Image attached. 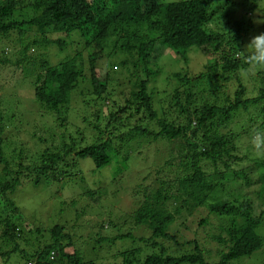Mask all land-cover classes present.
<instances>
[{
    "label": "trees",
    "instance_id": "1",
    "mask_svg": "<svg viewBox=\"0 0 264 264\" xmlns=\"http://www.w3.org/2000/svg\"><path fill=\"white\" fill-rule=\"evenodd\" d=\"M256 20L257 29L264 32V8L258 0H0V71L12 66L22 76L6 80L0 73V87L8 83L31 87L36 108L26 111L34 125L40 117L44 126H50L49 136L38 138L48 144L35 143L38 159L33 166H25L28 154L2 138L4 122L12 125L14 114L4 119L0 113V200L6 205H0L3 263L16 256L17 261L10 264H95L89 254L76 248L77 231L83 228L98 243L99 248L90 250L97 255L122 239L135 241L131 230L124 232L118 226L122 222L148 229L150 236L140 240L160 246L158 253L143 260L135 259L136 250L118 251L115 256H121L123 264H231L259 250L264 242L257 232L264 216V170L257 172L256 201L225 196L226 182H248L247 171L259 165L264 169V158L239 149L241 139L253 144L254 133L264 130V66L247 63L240 46ZM50 45L65 53L56 63L39 48ZM159 47L189 67L190 50L207 60L198 71L176 70L168 77L177 84L170 90L162 88L165 94L158 110L155 90L149 91L148 86L160 72L151 66ZM123 76L131 86L120 93L124 97L120 103L115 82ZM79 101L77 110L82 115L75 112L74 118L82 116L84 128L93 137L85 145L80 126L76 134L67 133L66 128L57 131L64 124L73 125L68 119L73 102ZM14 103L19 109L20 103ZM251 108L257 111L249 114L251 125L234 130L237 115ZM142 141L155 168L144 177L151 176L152 183L134 189L143 200L127 214L129 220L125 215L120 221L97 217L84 225L75 221L71 226L55 223L34 229L11 215L18 208L9 195L23 177L35 184L41 174L47 181L58 180L66 175L57 170L68 155L76 161L91 159L95 169L113 161H122L125 168L129 158L125 152ZM66 203L64 209L74 212L76 201ZM183 210L188 215L197 213L202 229L217 226L218 231L206 236L216 248L205 240L176 239L171 226L174 215ZM159 240L193 249L172 255ZM24 241L37 245L31 250L21 248Z\"/></svg>",
    "mask_w": 264,
    "mask_h": 264
},
{
    "label": "rangeland",
    "instance_id": "2",
    "mask_svg": "<svg viewBox=\"0 0 264 264\" xmlns=\"http://www.w3.org/2000/svg\"><path fill=\"white\" fill-rule=\"evenodd\" d=\"M258 4L260 5V8H264V0H258ZM258 23L259 20H256L253 26L248 29V32L244 34V37L240 42L243 51L251 38L261 32L257 29ZM50 36L51 38H54L55 34ZM39 48L41 52L45 53L46 57L50 59L51 63L58 62L60 56H64L65 54L63 51H59L57 46L50 45V47L41 46ZM248 51L251 50L249 49ZM192 52L193 50H190L188 53V63L190 62L189 67L185 65L184 62H181L179 58L174 57L170 53H165L164 48L159 47L154 51V58L151 66L153 69L160 68V72L154 80L150 81L148 89L149 91L155 90L153 97L158 110L160 109L159 107L162 106L159 104L160 99L165 94V91L162 88L167 86V90H170L171 85L174 86L177 84L176 81L170 83L168 77L170 78V75L176 70L180 71L184 69V72H187L188 69L198 71L200 70L198 67H202L204 61L207 60V57L201 55L199 51H196L193 54ZM0 73L1 78L3 77V79L6 80L14 79L20 74L18 71L14 70V67H7V65L5 68H1ZM100 76L103 77L102 74H100ZM19 77L21 78L22 76L20 75ZM115 85L116 92L119 94V102L123 103L124 97L120 98V93L123 90H129V87L131 86L129 79L126 76H123L116 80ZM2 99H4V101H2ZM5 101L7 103H4ZM14 102L17 104L20 103L19 109L15 107L16 104ZM80 102L81 101H79V103L73 102L72 104L73 115H70L68 120L73 125L67 126V124H64L63 126L57 127L59 129L57 131L60 132V130H62V132H64V129L66 128L67 133L76 134L77 131L75 130L80 126L84 132L83 135L85 136V142L83 145H85L92 142L93 137L90 130L84 128L85 125L81 122L82 116L80 119L77 117L74 118L75 112L76 115H82V113L77 110V108L81 107ZM33 107L36 108V105L34 103L31 87H24V84L18 87L15 85H9V83L3 88L0 87V113L4 119H6L8 115L10 116L11 114H14L12 125L8 124L7 121L4 122L2 138L6 139L10 146L15 144L18 148L22 147L24 155L28 154L29 160L26 161L25 166H33V161L38 159V154L36 152L39 151V147H35V143L38 145L48 144L47 141L40 142L38 138L43 136L48 137L49 134H46V130H49L50 126H44L43 120L40 117L37 118L34 125L33 116L29 115L26 111L29 108L30 110L33 109ZM88 112L89 117H92L93 109L91 106L88 107ZM256 112L255 108H251L249 113L240 112L235 119L238 123L232 124L234 130L239 126L248 127L251 125L250 121H248L249 114L251 113L252 116H254ZM32 122L33 125H30V127L29 123ZM32 129L35 130V136H33L34 131ZM33 137L36 138L33 139ZM171 145L174 146L173 142ZM239 149L241 153L247 152L248 156L264 158V149L257 150L252 142H246L244 139H241ZM126 153L129 155V158L125 168L121 165L122 161H113L107 167L95 169L91 159L85 158L76 161L74 155H68L60 163L59 170H57L62 171L61 173H65L66 175L61 176L58 180L47 181L46 175L41 174L39 183L35 184L30 177H23L21 184L9 195L18 208V210L11 215H14L15 220L27 224L29 228L34 229L36 227L46 229L55 223L68 224L71 226L75 221L84 225V223L88 224V222L94 221L97 217L99 220L118 219L120 221L124 215L127 217V214L137 209L140 202H142V196L134 194V189H136L138 184L144 186L150 185L152 183V177L150 176L148 179H144V177L148 176L150 170H154L155 168V164L151 161L152 159H149L146 156V154L149 153V147L145 146L144 141H142L141 145H136L135 149H128L125 154ZM260 166L261 165H259L257 169L247 171L249 175L248 182H244L242 179L226 182L225 196H230L232 198L239 197L240 199L253 198V200L255 199L256 201L257 197L255 191H257V179H259L257 172L264 170L262 168L263 166ZM244 167L245 164H241V168ZM247 168L249 169V167ZM88 191L94 192L93 195H89ZM72 200H75L77 204L74 212L72 210L64 209L66 206H63L65 202L68 204ZM0 205L1 207L6 206L1 200ZM173 207L171 210H173ZM8 213L10 214V210ZM125 216L124 218H126ZM73 217L75 218L73 219ZM174 217L175 220L171 226V231L176 234V239L180 240V242L195 239L202 243L205 240L208 242V246H213L211 247L212 249H214V246L216 248L217 244L206 238L211 231L218 229L216 225L214 227L206 226L205 229H202L198 226V214L194 213L188 215L185 210L180 214H175ZM126 220H129V218L127 217ZM120 224L122 225L121 228L124 232L131 230L135 241L122 239L117 241L116 244L111 245L108 250H101L100 253L95 255L90 250L99 248V245L94 240H90L85 232L82 231V228L80 231H77L76 236L74 237V240L79 239L78 242H74L76 248L81 250L83 254H89L95 264H123L122 257L115 256L118 251L122 252L123 250H136L134 256L137 260H143L148 254L159 252V245L146 244L140 240V238H147L150 236L148 229L142 226H136L132 222H122L119 223L118 226ZM90 230L93 231L94 229L90 227ZM257 232L264 237V216ZM91 233V236L95 234V232ZM158 242L159 244L162 243V245L168 249V253L176 256L192 252L193 249L192 245H176L161 240ZM32 245L36 246L37 243L33 244L32 241H24L20 246L21 248H28L31 250L34 248ZM4 249H6V246ZM66 250L69 252L72 251L69 247ZM13 260L17 261V257L12 256L7 264H10ZM263 262L264 242L262 247L253 254L233 260L231 264H264ZM0 264H4L1 259Z\"/></svg>",
    "mask_w": 264,
    "mask_h": 264
},
{
    "label": "clouds",
    "instance_id": "3",
    "mask_svg": "<svg viewBox=\"0 0 264 264\" xmlns=\"http://www.w3.org/2000/svg\"><path fill=\"white\" fill-rule=\"evenodd\" d=\"M251 51H248V50ZM247 63L255 66H264V32L253 36L244 51ZM253 144L257 150L264 149V130H257L253 135Z\"/></svg>",
    "mask_w": 264,
    "mask_h": 264
}]
</instances>
